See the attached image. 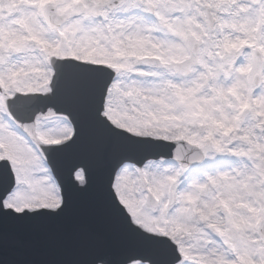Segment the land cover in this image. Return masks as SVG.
Listing matches in <instances>:
<instances>
[{"label":"snow or ice","instance_id":"1","mask_svg":"<svg viewBox=\"0 0 264 264\" xmlns=\"http://www.w3.org/2000/svg\"><path fill=\"white\" fill-rule=\"evenodd\" d=\"M0 264H264V0H0Z\"/></svg>","mask_w":264,"mask_h":264},{"label":"water","instance_id":"2","mask_svg":"<svg viewBox=\"0 0 264 264\" xmlns=\"http://www.w3.org/2000/svg\"><path fill=\"white\" fill-rule=\"evenodd\" d=\"M64 224L68 228H72L77 224H83L86 226H98V222L93 215V210L86 203L77 200L72 213L66 218Z\"/></svg>","mask_w":264,"mask_h":264}]
</instances>
